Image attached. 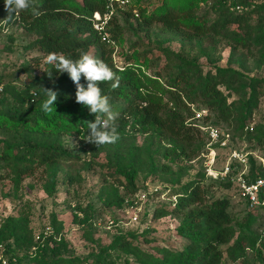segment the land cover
<instances>
[{
  "label": "trees",
  "instance_id": "16d2710c",
  "mask_svg": "<svg viewBox=\"0 0 264 264\" xmlns=\"http://www.w3.org/2000/svg\"><path fill=\"white\" fill-rule=\"evenodd\" d=\"M207 2L211 5L207 6ZM136 4L135 13H131L132 9L129 13L137 18L139 32L149 34L153 24H159L166 33L188 45L202 42L199 49L203 55L213 54L217 42H222L230 49V56L248 55L255 57L258 64L264 63V4L260 6L255 0H149ZM234 4L243 5L244 10H231ZM109 5L113 13L106 29L113 45L100 40L92 19L94 13L107 12ZM118 5L113 0H31L28 8L3 20L8 13L4 0H0L1 28L17 26L33 37L24 50L34 53L17 71L26 72L30 78L26 89L18 91L12 85L15 78L0 76V94L4 93L0 98V184L8 183L16 193L25 179L39 176L45 194L51 197L57 184L80 186L81 171L97 167L102 172L98 196L103 197L104 206L125 209L139 189V175L154 181L152 177L160 171L166 183L174 177L168 165L153 163V153L174 162L194 158L203 150L200 132L186 123L194 116L191 107L215 114L218 121L232 126L235 137L255 142L261 156L247 157L245 179L253 182L264 177V135L247 129L264 99V79L218 64L207 69L187 60H180L179 64L168 56L167 63L157 70L151 68L148 52L138 50L126 54L124 65L116 67L114 46L122 42L124 32L115 21ZM33 8L40 12L39 16L33 15ZM129 28L133 26L129 24ZM83 52L103 60L118 77L115 87L112 80L98 82L110 97L116 114L118 139L114 143L95 145L86 140L88 122L94 120L95 114L76 102L75 84L68 74L58 72L47 62L49 54L75 60ZM39 66L42 72L38 77L33 75V68ZM44 90L56 93L54 105L47 111L42 109L47 99ZM64 135L75 137L78 149L89 153L88 162L64 150ZM136 136L144 137L142 146L137 145ZM185 172L179 166L167 201L151 214L152 220L178 219L175 233L181 240L177 246L154 244L148 246L150 251L137 255L133 250L138 241L135 233L116 235L101 245L94 238L99 229L94 208L75 204L72 219L82 230L86 252L78 256L66 254L62 224L52 214L53 234H39L36 238L26 216L5 218L0 223V244L6 245L4 254L32 250L33 264H257L263 259L264 243L261 249L255 228L262 225L264 212L251 210L245 203L246 214L238 222L230 214L229 200L213 194L215 181L205 184L197 179L180 184ZM106 178L112 183H107ZM231 184L236 187L229 180L222 186ZM172 196L173 201L169 200ZM141 238L147 245L156 241Z\"/></svg>",
  "mask_w": 264,
  "mask_h": 264
},
{
  "label": "rangeland",
  "instance_id": "374dc122",
  "mask_svg": "<svg viewBox=\"0 0 264 264\" xmlns=\"http://www.w3.org/2000/svg\"><path fill=\"white\" fill-rule=\"evenodd\" d=\"M146 1L149 0H127L124 5H118L116 9L115 21L124 30L122 42L117 47L114 46L113 61L116 67L120 68L124 65L126 54L138 50V52H148L149 61L152 63L151 68H156L157 70H161L162 66L167 63L166 58L168 56L172 60L179 62V64L180 60H187L203 66L204 69L218 64L245 72L250 77L264 79V63L258 64L255 57L248 55L244 57L240 55L230 56V49L225 47L222 42H217L215 52L206 56L199 49L203 45L202 42L197 43V45H188L166 33L159 24H153L149 34L139 32L136 30L137 18L130 15L129 10L132 9L131 13L134 14V10L138 6L136 3L139 2L141 4ZM255 2L260 6L264 4V0H255ZM206 4L210 6L211 2ZM201 5V7L205 8V4ZM129 24L133 26V29L129 28ZM1 27L2 23L0 22V76L15 78L16 80L12 81V85L18 91L24 90L30 85V78L26 72L21 74L17 73V71L34 55L32 52L24 50V46L32 41L33 37L25 34L17 26ZM174 68H176V65ZM19 71L22 72L21 70ZM41 72L42 66L33 68V75L39 77ZM28 75L33 76L32 74ZM3 95L4 93H1L0 98ZM5 95L9 98V92ZM191 109L194 111V116L189 118L186 123L193 125L200 132V138L204 143L203 150L189 160L178 159L173 162L157 153H153L151 157L156 166L164 164L170 167L175 174L174 177H169L171 182H164L163 177L165 175L160 171H157L155 178L152 177L154 181H150L149 176V178L146 177L145 179L143 175H139L137 179L139 189L129 199L132 204L125 209L104 206L103 197L98 196V190L102 185V172L97 167L92 171H81L83 182L80 186L57 184L55 193L51 197L45 194L42 187L43 179L39 176L25 179L16 193L11 191V186L8 183L0 184V223L8 216H26L28 218V227L36 238L39 234H53V229L50 226V217L53 214L57 221L62 224V239L67 242L68 246L66 254L78 256L87 251V243L81 236V228L72 219V207L75 204H80L82 207L91 205L97 213L96 219L97 224H99V229L94 238L101 245L107 244L116 235L135 233L138 241L135 243L137 246H133V250L137 255H143V252L150 251L148 246H153L154 244L159 246L163 244L177 246L181 240L175 233L178 219L176 217H165L152 220L151 214L155 208L167 201L168 191L175 186L174 182L177 178L179 166L186 170L185 174L180 178V184L197 179L203 180L205 184L215 181L213 194L226 197L229 200L230 214L239 222L246 214L245 202L234 185L231 184L227 188L222 186L227 183V179L221 178L219 174L227 163H233V154L243 156L247 160L249 155L259 158L261 150L258 149L255 142L248 143L239 137H235L232 126L218 121L215 114L207 112L201 107L198 109L191 107ZM206 127H212L218 131L220 136L217 143L210 144L209 136L201 130ZM247 129L252 134L256 130V132L264 135V99L256 107L252 121ZM143 140V136H136L137 145L142 146L144 144ZM62 143L64 150L80 156L82 162L90 160L88 152L78 149L74 136L64 135ZM165 144L169 146V144ZM102 158L103 156L98 161L102 162ZM212 158L213 162L211 163ZM80 164L75 166L74 169H79ZM232 168L234 172L240 169L234 163ZM60 176L58 175V178ZM106 182L112 183L107 178ZM155 187L161 188V190L163 188L168 189L159 196H154L155 193L152 189ZM117 192L119 196L123 195L121 189ZM172 197L169 200H173ZM110 222H112V225H109ZM261 222L262 225L259 223V227L255 228V232L258 237V245L260 244L262 249L261 243H264V217H261ZM111 226L114 228H111ZM141 237L154 238L156 241L151 243V245H147L142 242ZM5 248V244H0L1 264H33L31 260L32 250H14L5 255ZM222 248H226V246H222ZM248 253L251 255L250 251ZM262 254L264 255V251ZM10 256H12L11 259ZM262 258L257 264H264V257Z\"/></svg>",
  "mask_w": 264,
  "mask_h": 264
},
{
  "label": "clouds",
  "instance_id": "9594fccd",
  "mask_svg": "<svg viewBox=\"0 0 264 264\" xmlns=\"http://www.w3.org/2000/svg\"><path fill=\"white\" fill-rule=\"evenodd\" d=\"M31 0H4V7L8 16L29 7ZM33 15L39 16L40 12L33 8ZM47 62L52 63L60 73H67L75 84V100L86 106L90 113L95 114L94 120L88 122L86 140L95 145L114 143L118 139L116 131V114L112 110L110 97L103 93L98 82L114 81L113 87L118 82V77L103 60L83 52L78 59H70L62 55L49 54ZM50 75V73H49ZM83 77L84 83H81ZM47 99L42 103V109L47 111L54 105L56 93L44 90Z\"/></svg>",
  "mask_w": 264,
  "mask_h": 264
},
{
  "label": "built area",
  "instance_id": "2783aa9c",
  "mask_svg": "<svg viewBox=\"0 0 264 264\" xmlns=\"http://www.w3.org/2000/svg\"><path fill=\"white\" fill-rule=\"evenodd\" d=\"M118 2L119 5H124L127 0H113ZM235 1V0H231ZM233 11L241 12L244 10V6L241 4H234L230 8ZM113 13V8L111 5L108 6L107 12L103 15L98 13L93 14V28L97 35L99 36L100 40L106 44L113 45L112 40L110 39V35L106 29L108 22L111 19V15ZM210 138V144L217 143L219 139V133L217 130L213 129L212 127L202 128ZM233 163L236 166H239L240 169L236 172L233 171L232 162L227 163L222 171L220 172V177L229 180L230 182L234 183L238 189L239 195L247 204V206L251 210L259 209L264 212V177L258 178L253 182H247L245 179V175L247 173V160L243 156H238L233 154ZM262 161V160H261ZM213 162V158L211 163ZM161 188L155 187L152 189L154 193L160 192ZM175 200V197H172ZM172 200V201H173ZM136 205V203H135ZM112 224V222H110Z\"/></svg>",
  "mask_w": 264,
  "mask_h": 264
}]
</instances>
